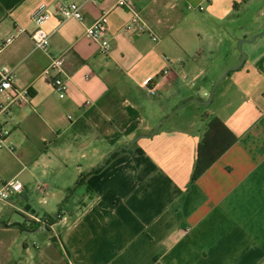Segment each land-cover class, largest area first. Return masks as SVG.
I'll list each match as a JSON object with an SVG mask.
<instances>
[{"label":"crops","instance_id":"1","mask_svg":"<svg viewBox=\"0 0 264 264\" xmlns=\"http://www.w3.org/2000/svg\"><path fill=\"white\" fill-rule=\"evenodd\" d=\"M195 1L134 0L139 30L117 0H0V67L30 92L0 117V182L24 185L0 200V264H264V2L245 18L251 0ZM42 2L48 52L30 35ZM99 18L108 54L85 36ZM58 55L65 97L43 73ZM204 116L237 141L191 183ZM33 191L41 213L20 203Z\"/></svg>","mask_w":264,"mask_h":264},{"label":"built area","instance_id":"2","mask_svg":"<svg viewBox=\"0 0 264 264\" xmlns=\"http://www.w3.org/2000/svg\"><path fill=\"white\" fill-rule=\"evenodd\" d=\"M87 2L97 3L99 0H86ZM117 4L120 7L127 8L131 13L130 21L126 28L132 26L137 27L139 30H146L147 26L142 21L138 11L136 10L134 0H117ZM82 4L75 1H60L54 11L62 19H78L83 20L84 16L81 11ZM52 12L49 10L46 3H40L34 11L31 13L33 22L35 23V29L30 33L34 50H41L48 52L49 44L51 42V34L48 33L42 26L51 17ZM106 22L99 18L91 25L85 27V36L95 42H97L99 51L101 54H108L110 50V37L107 32ZM18 31H22L18 28ZM12 36H8L2 44H0V52L3 46L8 44L12 40ZM154 41L157 40L156 36H152ZM63 55H58L50 59L48 67H46L43 73L50 78V82L58 93L59 97H65L68 90V84L63 75ZM168 72V69L163 71ZM13 68L9 66L0 67V117H5L11 106L15 104H23L28 100L29 89L27 87L21 88L13 84L14 78ZM150 93H154V90L149 87ZM7 122H0V149L6 148L10 151L14 150L11 143H8L6 138L8 135ZM37 189L40 192H45L44 185H38ZM24 190V185L17 179H6L0 182V200L6 201L11 196L20 194Z\"/></svg>","mask_w":264,"mask_h":264},{"label":"trees","instance_id":"3","mask_svg":"<svg viewBox=\"0 0 264 264\" xmlns=\"http://www.w3.org/2000/svg\"><path fill=\"white\" fill-rule=\"evenodd\" d=\"M204 119L206 130L196 149V160L191 174V183L195 182L237 141L236 135L218 116L209 118L204 116ZM81 181L82 179H79L77 183Z\"/></svg>","mask_w":264,"mask_h":264},{"label":"rangeland","instance_id":"4","mask_svg":"<svg viewBox=\"0 0 264 264\" xmlns=\"http://www.w3.org/2000/svg\"><path fill=\"white\" fill-rule=\"evenodd\" d=\"M264 0H251L250 5L247 6V9L244 12V16L245 18L251 17L252 14L254 12H258L259 8H260V4L263 3ZM205 3L206 0L202 1V4L199 5L195 2L191 3L190 2V9L195 10L196 13H205ZM197 4V5H196ZM241 53H243V51L241 50ZM210 97V95H208L207 97H205L206 100H208V98ZM37 187V186H36ZM43 197L44 195H41L39 193H36L33 191L32 193V197L31 198H20V203L21 204H25V205H31L32 209H36L38 211V213H41V207H44V203H43ZM51 205H53V210L52 213H56L59 209L60 203H51ZM15 217L23 219L22 216H20L19 212L15 211L12 213Z\"/></svg>","mask_w":264,"mask_h":264},{"label":"water","instance_id":"5","mask_svg":"<svg viewBox=\"0 0 264 264\" xmlns=\"http://www.w3.org/2000/svg\"><path fill=\"white\" fill-rule=\"evenodd\" d=\"M253 39V38H252ZM243 54V56H244V53H242ZM238 65H236V66H234L233 68H236ZM209 101H210V99L206 102V103H209ZM26 207V210H28L29 209V207L28 206H25Z\"/></svg>","mask_w":264,"mask_h":264}]
</instances>
